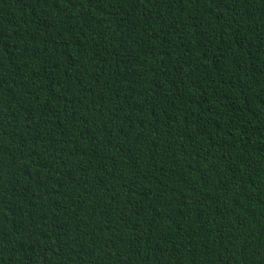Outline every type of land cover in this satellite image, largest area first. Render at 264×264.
I'll return each mask as SVG.
<instances>
[{"label": "trees", "instance_id": "1", "mask_svg": "<svg viewBox=\"0 0 264 264\" xmlns=\"http://www.w3.org/2000/svg\"><path fill=\"white\" fill-rule=\"evenodd\" d=\"M0 264H264V0H0Z\"/></svg>", "mask_w": 264, "mask_h": 264}]
</instances>
